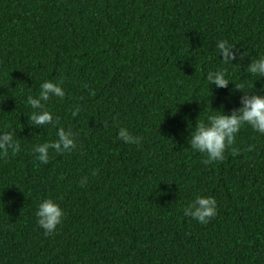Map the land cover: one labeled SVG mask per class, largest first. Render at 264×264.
Instances as JSON below:
<instances>
[{
	"label": "trees",
	"instance_id": "trees-1",
	"mask_svg": "<svg viewBox=\"0 0 264 264\" xmlns=\"http://www.w3.org/2000/svg\"><path fill=\"white\" fill-rule=\"evenodd\" d=\"M221 40L242 59L223 65ZM261 55L264 0H0V132L21 147L0 156V264H264V135L245 125L239 154L211 165L188 144L208 115L264 94L248 71ZM221 67L230 83L209 85ZM45 81L65 96L47 104L57 127L38 129L26 100ZM58 127L76 147L41 164L33 147ZM197 195L217 201L207 224L183 214ZM46 198L65 212L47 236Z\"/></svg>",
	"mask_w": 264,
	"mask_h": 264
},
{
	"label": "clouds",
	"instance_id": "clouds-1",
	"mask_svg": "<svg viewBox=\"0 0 264 264\" xmlns=\"http://www.w3.org/2000/svg\"><path fill=\"white\" fill-rule=\"evenodd\" d=\"M234 47L227 41L217 42V51L223 65H233V60L242 59L239 50H233ZM248 71L254 76L264 77V55L258 59L252 60L248 64ZM209 85H215L217 88H226L230 83L226 78V69L221 67L216 71H210L206 77ZM63 82L45 81L40 85L37 95H29L26 103L33 110L28 117L30 125L40 129L44 125L57 127L58 119L54 121L53 113L47 108L48 102L52 98L63 99L65 91L62 87ZM239 89V88H238ZM264 93V86L259 90ZM240 107L235 108L230 114L223 111H215L207 116V122L196 124L191 139L188 142L193 151L206 154L203 161L206 165L214 162L220 163L225 159V152L231 149L232 155H238L237 149L232 146L235 143L236 136L245 125L250 126L253 131L264 135V94L254 92L244 93L240 98ZM80 111L79 106L75 108L72 115L75 117ZM57 139L52 142H44L33 147L35 158L41 164L49 163V150H54L58 155L75 149V133L63 127H58L56 131ZM118 139L125 144L141 145L142 137L132 135L127 128L121 127L118 132ZM20 143L15 139L13 132H0V156H7L9 152L12 155L19 153ZM248 151H252L249 146ZM85 181H81L84 183ZM183 214L191 217L200 224H207L217 215V201L211 196L197 195L186 207L183 208ZM65 216L64 210L51 198L42 200L36 211L37 224L44 230V234L51 235L57 230V226L63 222Z\"/></svg>",
	"mask_w": 264,
	"mask_h": 264
}]
</instances>
